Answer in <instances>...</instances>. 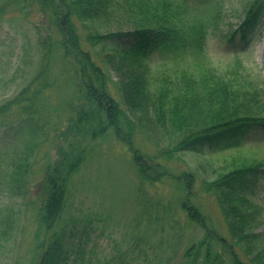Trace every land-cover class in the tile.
I'll list each match as a JSON object with an SVG mask.
<instances>
[{
	"label": "trees",
	"instance_id": "1",
	"mask_svg": "<svg viewBox=\"0 0 264 264\" xmlns=\"http://www.w3.org/2000/svg\"><path fill=\"white\" fill-rule=\"evenodd\" d=\"M29 1L38 5L48 24L47 34L37 40L42 65L70 72L68 85L74 90L66 120L58 128L64 143L55 147L53 158L46 156L36 183L39 252L31 264H67L75 242L87 237L88 220L79 231L82 219L68 214L69 187L87 158L89 139L108 131L131 152L141 182L170 175L156 160L171 161L179 153L235 148V155L226 171L200 181V189L215 200L226 235L191 202L193 174L184 172V181L175 177L183 192L175 206L186 213L184 226H179L172 205L141 195L125 246L98 264H264V231H253L263 210L250 197L253 183L264 176V157H245L240 148L245 141H264V81L248 74L238 57L222 70L207 62L204 41L210 26L219 27L221 0L11 4L24 12ZM241 5L238 24L221 36L235 53L245 50L264 13V0H241ZM2 15L0 8V19ZM108 24L121 26L100 33L99 27ZM102 50H107L103 57ZM34 83L0 108V125L7 121L3 112L8 106L26 116L14 126L26 145L5 169L9 192L18 199L33 192L28 178L49 129L39 110L41 90L31 88ZM44 83L43 89L50 80ZM137 137L152 142L156 155L142 154L134 144ZM191 225L200 235L186 236L185 227Z\"/></svg>",
	"mask_w": 264,
	"mask_h": 264
},
{
	"label": "rangeland",
	"instance_id": "2",
	"mask_svg": "<svg viewBox=\"0 0 264 264\" xmlns=\"http://www.w3.org/2000/svg\"><path fill=\"white\" fill-rule=\"evenodd\" d=\"M221 4L219 27L214 29L210 26L204 43L207 62L211 67L222 70L238 57L248 74L264 81V15L245 50L235 53L225 40L222 41L221 36L229 29H234L242 17L241 0H221ZM0 8L3 9L0 19V108L25 87L29 88V84L34 81L31 88H39V98L43 100L39 110L49 122L48 136L33 160V171L28 178L33 192L23 199L15 198L9 192L5 169L12 160L21 156L26 145L24 138L19 136L20 132L16 133V127L14 129L26 116H20L18 107L8 106L3 112L7 121L0 125V264H31L36 260V252H39L36 183L43 173L46 156L49 154L53 158L55 147L64 143L58 137L61 133L58 128L66 120L69 111L67 103L72 100L74 90L68 85L71 82L70 72L61 74L55 67L46 68L45 62L42 65L37 40L39 34H47L45 29L48 24L43 21L38 5L29 1L28 10L21 12L19 7L12 6L11 0H0ZM118 26L121 24H108L107 28L100 26L98 30L100 33L112 32ZM49 27L53 30V25ZM106 54L107 50L100 52L101 57ZM45 79L50 80V85L43 89ZM134 144L145 156L156 155L157 147L152 142L137 137ZM87 146L90 149L89 156H86L88 159L81 170L73 176L67 208L68 214L82 219L77 222L79 231L85 225L84 219L88 220V235L75 242L67 264L103 263L116 250L122 249L129 236L132 220L139 210L140 193L159 200L162 205H172L176 209L174 217L178 218L182 228L183 221L187 220L186 213L178 209L174 202L183 197V192L176 187L175 177L184 181V172L193 174L191 202L216 230L226 235L215 200L200 189V181L213 180L219 173L226 171L235 155L233 149L202 154L179 153L171 161L156 160L167 168L170 175L153 183H141L130 151L109 132L94 140L89 139ZM241 149L245 157H264L263 141H245ZM250 197L263 210L258 219L259 225L253 230L259 233L264 231V176L253 183ZM189 227L188 230L185 227L186 236L200 235L199 230L192 225ZM77 243L83 248L80 253L77 252Z\"/></svg>",
	"mask_w": 264,
	"mask_h": 264
}]
</instances>
